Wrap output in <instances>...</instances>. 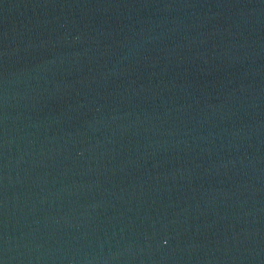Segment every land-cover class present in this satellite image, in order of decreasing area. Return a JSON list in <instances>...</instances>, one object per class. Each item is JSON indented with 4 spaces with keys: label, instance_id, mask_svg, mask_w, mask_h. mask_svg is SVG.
Segmentation results:
<instances>
[{
    "label": "water",
    "instance_id": "1",
    "mask_svg": "<svg viewBox=\"0 0 264 264\" xmlns=\"http://www.w3.org/2000/svg\"><path fill=\"white\" fill-rule=\"evenodd\" d=\"M0 264H264V0H0Z\"/></svg>",
    "mask_w": 264,
    "mask_h": 264
}]
</instances>
